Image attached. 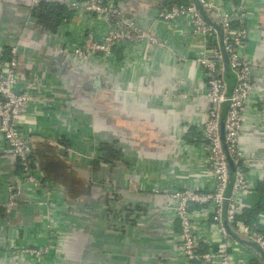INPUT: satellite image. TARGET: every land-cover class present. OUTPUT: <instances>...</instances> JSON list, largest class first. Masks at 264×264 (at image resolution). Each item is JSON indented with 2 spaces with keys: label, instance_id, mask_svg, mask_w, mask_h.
I'll use <instances>...</instances> for the list:
<instances>
[{
  "label": "crops",
  "instance_id": "crops-1",
  "mask_svg": "<svg viewBox=\"0 0 264 264\" xmlns=\"http://www.w3.org/2000/svg\"><path fill=\"white\" fill-rule=\"evenodd\" d=\"M155 1L127 0V12L164 43L150 53L143 43L115 49L117 62L104 64L101 55L66 57L63 29H43L26 13L29 0H0V45L18 43L20 87L35 85L20 129L32 139L41 177L54 186L48 208L36 203L31 186L18 194V161L0 144V264H190L180 256L176 216L164 208L166 196L153 189L213 186L200 138L212 105L205 73L195 62L202 38L186 19L157 20ZM248 9L243 55L256 67L241 151L253 188L241 197V212L261 202L257 189L264 182V1L254 0ZM69 22L72 47L88 17L78 12ZM99 30L103 36L104 26ZM227 109L228 102L223 114ZM101 143L120 158L105 162ZM13 194L17 204L8 209ZM193 210L200 230L217 246L220 233L211 215L204 207ZM51 240L42 258L4 251L9 243ZM237 248L233 264H264L245 244Z\"/></svg>",
  "mask_w": 264,
  "mask_h": 264
},
{
  "label": "built area",
  "instance_id": "built-area-1",
  "mask_svg": "<svg viewBox=\"0 0 264 264\" xmlns=\"http://www.w3.org/2000/svg\"><path fill=\"white\" fill-rule=\"evenodd\" d=\"M40 1L29 0L28 16ZM198 1L205 15L200 13L193 0H156L153 15L157 20L166 22L186 19L192 31L203 40L202 50L195 62L205 73V97L212 106L201 126L200 138L208 163L205 171L210 175L213 186L173 190L154 188L153 191L166 196L164 208L176 216L180 229L178 249L181 257L190 264H233L240 240L229 233L228 226L241 238L256 243L264 253V214H260L251 225L237 218L242 213L241 197L253 188L247 174L250 163L241 151V131L243 112L254 87L253 72L256 67L243 55L249 35L248 7L254 0H221L220 3L216 0ZM64 4L73 14L83 12L88 17L78 43L72 47L68 46L66 37L73 25L66 21L60 27L63 29L62 37L66 39L60 50L71 59L86 61L101 55L102 62L107 64L117 62L115 49L125 47L127 50L143 43L146 52L150 53L157 45L164 43L149 27L129 17L127 0H66ZM101 26H104L103 36L99 35ZM223 50L228 55V66L235 77L232 91H229ZM20 54L16 42L0 45V144L8 145L18 161L20 172L15 187L19 190L24 186L33 187L39 196L36 203L48 208L52 205L53 183L41 177L34 158L32 139L20 129V119L29 109L31 88L35 86L32 82L29 86L20 87ZM226 102L228 109L224 131L227 151L235 164L233 176L221 138L223 104ZM19 190L18 194L21 192ZM16 197L14 194L11 196L8 209L17 204ZM199 206L206 209L219 230L217 246L200 230V222L194 217L193 209ZM52 246L53 240L45 245L16 246L9 243L4 251L14 257L33 256L36 259L48 255Z\"/></svg>",
  "mask_w": 264,
  "mask_h": 264
},
{
  "label": "trees",
  "instance_id": "trees-1",
  "mask_svg": "<svg viewBox=\"0 0 264 264\" xmlns=\"http://www.w3.org/2000/svg\"><path fill=\"white\" fill-rule=\"evenodd\" d=\"M73 16L65 4L58 0H41L40 3L32 9L31 17L40 24L43 29L56 33L62 24L69 21ZM227 77V76H226ZM233 77V76H232ZM229 85L230 82L228 81ZM101 151L104 152L105 162H111L120 158V152L107 143H101ZM257 191L262 195V200L254 208H246L242 213L237 215L239 220L251 225L256 222L260 214H264V182L258 186Z\"/></svg>",
  "mask_w": 264,
  "mask_h": 264
},
{
  "label": "water",
  "instance_id": "water-1",
  "mask_svg": "<svg viewBox=\"0 0 264 264\" xmlns=\"http://www.w3.org/2000/svg\"><path fill=\"white\" fill-rule=\"evenodd\" d=\"M51 1H54V0H51ZM193 1L195 3L196 7L198 8V10L200 11V13L205 15L204 8L200 4V2L198 0H193ZM223 55H224V59H225V63H226V68L228 69L227 70V80L230 82V87L232 88L233 85H234L235 77H234L232 71L230 70V68L228 66V55H227V53L224 50H223ZM97 80H99V79H97ZM225 117H226V115H225V112H224V114L222 116V119H221V138H222V141H223L224 150L226 151V153L228 155V160H229V165H230V173H231V176H233L234 172H235V164L233 163V160L231 159V157L229 156L228 151H227V144H226L225 131H224ZM228 231L233 237L238 238L240 240V242H242L243 244H245L246 246L250 247L255 252H257L260 255V257L263 260V262H264V253H263L261 248L256 243H254L253 241L241 238L238 235V233L233 231L229 226H228Z\"/></svg>",
  "mask_w": 264,
  "mask_h": 264
}]
</instances>
